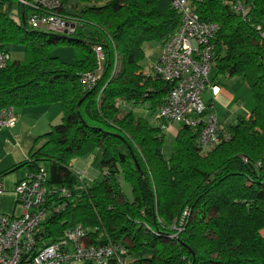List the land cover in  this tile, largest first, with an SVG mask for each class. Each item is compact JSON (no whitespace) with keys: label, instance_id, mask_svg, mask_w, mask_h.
Instances as JSON below:
<instances>
[{"label":"trees","instance_id":"1","mask_svg":"<svg viewBox=\"0 0 264 264\" xmlns=\"http://www.w3.org/2000/svg\"><path fill=\"white\" fill-rule=\"evenodd\" d=\"M78 1L82 6L69 13L62 0L59 13L75 24L65 36L28 27L24 6L16 2L12 13L15 1L0 0V43L7 51V43L23 47L22 59L0 70V109L55 102L62 108L44 143L5 171L44 166L50 184L71 190L64 209L41 222V242L81 224L92 243L120 241L129 264H264V0H241L249 7L244 19L231 0H192L200 20L218 27L215 76L241 77L255 104L248 116L220 126L212 147L199 143L198 127L178 126L168 159L159 126L119 103L152 110L163 103L170 84L152 64L144 71L143 44L162 45L179 14L170 0ZM57 44L73 46L72 62L50 54ZM97 46L102 74L84 87L83 74L99 65ZM81 159L90 161L87 185L73 172Z\"/></svg>","mask_w":264,"mask_h":264},{"label":"built area","instance_id":"2","mask_svg":"<svg viewBox=\"0 0 264 264\" xmlns=\"http://www.w3.org/2000/svg\"><path fill=\"white\" fill-rule=\"evenodd\" d=\"M26 12V24L40 31L71 35L75 24L71 18L59 13L62 0H16ZM179 14V24L162 42L161 51L152 70L170 84L163 103L156 109L161 130L172 123L198 127V141L203 147H212L221 140L217 115L202 98L209 85L208 75L214 57L213 37L215 23L200 20L192 0H170ZM234 12L243 19L249 7L241 0H231ZM257 29L262 32L260 26ZM96 53L101 47L94 48ZM101 54V53H100ZM102 56V54H101ZM11 53L0 43V70L11 61ZM116 70H113V73ZM98 77L86 72L81 77L84 87H93ZM214 92V86L211 87ZM17 113L13 106L0 109V127H13ZM74 174L87 185L93 176L85 169ZM3 185L0 178V197ZM19 214L5 213L0 209V264H63L67 260H81L92 264H129L127 248L120 241L107 239L104 243L88 240L87 229L81 224L66 229L56 241L43 243L38 228L51 214L62 211L71 190L61 184L49 183V172L44 166L18 180L13 188ZM188 215L184 212V216ZM264 230V229H262ZM261 230V231H262ZM262 234V233H261Z\"/></svg>","mask_w":264,"mask_h":264},{"label":"crops","instance_id":"3","mask_svg":"<svg viewBox=\"0 0 264 264\" xmlns=\"http://www.w3.org/2000/svg\"><path fill=\"white\" fill-rule=\"evenodd\" d=\"M158 54L159 52L156 55V59ZM208 80L209 85L203 92L207 91L209 96L205 100L202 92L203 100L207 103L208 108L214 111L215 114L219 113L220 110H222L223 113L228 112L233 101H237L235 92L227 87L224 88L220 86L218 75L215 76L214 74L212 79ZM212 86H214V92L211 89ZM15 110L17 113L15 125L7 129H0V178L3 185V194L0 197V209L5 213L17 215L20 212V208L15 205L13 188L15 183L28 173V169L23 166L12 169L7 173H5V171L26 160L32 150L39 148L44 143L42 135H44L51 126L61 121L62 108L59 102H55L50 104L28 105L15 108ZM248 114L246 116H248ZM217 119L220 126L235 122V120L229 122L231 120L226 114H217ZM170 125L166 130H162V132L164 133V131L170 129ZM81 160H78V162L86 164V160ZM9 200L10 204H8ZM129 258L132 259L131 256ZM63 264L92 263L71 259L65 261ZM104 264L112 263L106 262Z\"/></svg>","mask_w":264,"mask_h":264},{"label":"rangeland","instance_id":"4","mask_svg":"<svg viewBox=\"0 0 264 264\" xmlns=\"http://www.w3.org/2000/svg\"><path fill=\"white\" fill-rule=\"evenodd\" d=\"M14 5L12 9V13H16V0H14ZM65 8L67 12L73 13L76 12L75 10L79 9L82 4L78 0H64ZM17 19V18H16ZM7 49L11 53L12 60H21L23 57V47L16 43H7L6 45ZM143 49L145 52L144 58L141 62L144 71L150 72V65L154 64L156 62V55L161 49V41L160 40H150L143 44ZM95 51V50H94ZM96 53V51H95ZM101 52L96 53L97 59L99 61L98 68L96 70H93V72L97 77H100L102 74V62H103V56L100 54ZM50 54L52 56H56L60 58L62 61L70 63L74 60V48L70 44H57L51 47ZM156 59V60H155ZM214 75V71L211 69L208 75V79H212ZM219 85L223 86L224 88L227 87L236 94L237 101H233L231 106L229 107V111L226 113H223L222 110L219 111L221 114H226L229 116L230 120L229 122H232L233 120H236V115H242L246 116L254 107L255 101L252 96V93L245 85V82L242 80L241 77L234 76V77H226L224 75L219 74ZM204 99L209 96L208 92H203ZM119 106L125 108L127 111H130L133 113L135 117H142L147 119V121L152 126H159L157 119H156V110H152L148 108L147 106H135L133 104H128L127 102H121L119 103ZM217 113V114H219ZM216 114V115H217ZM17 121V119H16ZM178 125L173 123L170 125V129L167 131H164V141L162 146V154L165 159H168L172 153L173 150V140L175 136V132L177 130ZM0 129H7V127H0ZM86 164H82L81 162L75 161L73 162L74 167L82 168L87 171L90 170V161L86 159ZM121 189L125 196L128 199L132 198L131 189L128 183L121 182ZM8 204H10V200L8 201ZM184 214V213H183ZM262 235H264V230L261 231ZM147 251H143L142 255H147ZM130 260V258L128 259Z\"/></svg>","mask_w":264,"mask_h":264}]
</instances>
